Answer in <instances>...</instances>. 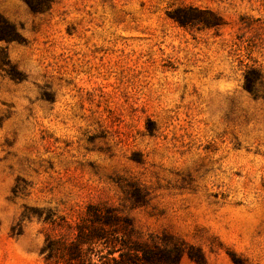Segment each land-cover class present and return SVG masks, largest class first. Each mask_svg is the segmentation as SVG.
Wrapping results in <instances>:
<instances>
[{
  "label": "rangeland",
  "instance_id": "obj_1",
  "mask_svg": "<svg viewBox=\"0 0 264 264\" xmlns=\"http://www.w3.org/2000/svg\"><path fill=\"white\" fill-rule=\"evenodd\" d=\"M35 1L0 0V264L103 202L159 264H264V0Z\"/></svg>",
  "mask_w": 264,
  "mask_h": 264
},
{
  "label": "trees",
  "instance_id": "obj_2",
  "mask_svg": "<svg viewBox=\"0 0 264 264\" xmlns=\"http://www.w3.org/2000/svg\"><path fill=\"white\" fill-rule=\"evenodd\" d=\"M27 1L30 3V0ZM35 2L38 6H47L51 0H36ZM175 19L183 25L192 23L187 15H177ZM17 34L16 26L0 14V39L10 40ZM55 227L63 228L65 231L58 236L46 235L42 247L46 262L97 264L92 262L87 255L91 252L94 243H100L107 247L108 255L122 247L125 248L119 252V258L111 257L113 264H159L157 261L160 259L161 248L155 244L148 247L146 244L130 243L129 237L133 232L131 221L114 206L105 202L88 203L83 215L74 224L57 223ZM67 237H72V239L68 240ZM116 244L122 247L116 248ZM174 255L179 259L182 250L175 247ZM189 255L199 261L200 257L190 253ZM234 262L243 264L238 259H234Z\"/></svg>",
  "mask_w": 264,
  "mask_h": 264
}]
</instances>
